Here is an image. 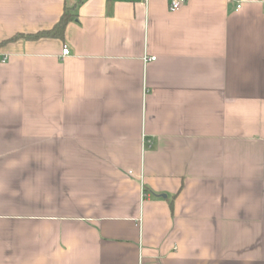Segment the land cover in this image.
<instances>
[{
  "label": "crops",
  "instance_id": "crops-1",
  "mask_svg": "<svg viewBox=\"0 0 264 264\" xmlns=\"http://www.w3.org/2000/svg\"><path fill=\"white\" fill-rule=\"evenodd\" d=\"M169 4L0 0V264H264V0Z\"/></svg>",
  "mask_w": 264,
  "mask_h": 264
},
{
  "label": "trees",
  "instance_id": "trees-1",
  "mask_svg": "<svg viewBox=\"0 0 264 264\" xmlns=\"http://www.w3.org/2000/svg\"><path fill=\"white\" fill-rule=\"evenodd\" d=\"M74 15L71 13L69 9H64L62 15L60 16L58 22L49 30L40 31L34 34H19L12 37L10 40L16 39L18 37H22L25 39H37L40 37H54V38H63L64 29L66 23L71 20ZM4 42V41H3Z\"/></svg>",
  "mask_w": 264,
  "mask_h": 264
},
{
  "label": "built area",
  "instance_id": "built-area-1",
  "mask_svg": "<svg viewBox=\"0 0 264 264\" xmlns=\"http://www.w3.org/2000/svg\"><path fill=\"white\" fill-rule=\"evenodd\" d=\"M185 2H186V0H170L169 9L171 11H175V10L179 9ZM237 7H239L238 4H237ZM68 53H69L68 48L64 47L62 49V55H67ZM154 59H155L154 56L150 57V60H154ZM3 60H5V58ZM144 60L148 61L147 58H144Z\"/></svg>",
  "mask_w": 264,
  "mask_h": 264
}]
</instances>
